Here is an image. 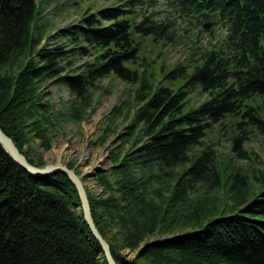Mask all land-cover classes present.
Here are the masks:
<instances>
[{
    "label": "trees",
    "instance_id": "1",
    "mask_svg": "<svg viewBox=\"0 0 264 264\" xmlns=\"http://www.w3.org/2000/svg\"><path fill=\"white\" fill-rule=\"evenodd\" d=\"M155 2L118 0L88 12L49 34L60 39L51 45L33 27L37 0H0V127L31 163L44 166L41 155L33 158L34 144L49 150L62 120H83L99 81L114 75L133 84L135 108L124 113L125 104H116L109 114L125 117L127 126L110 170L97 172L102 191L87 190L116 262L264 264V189L249 199L252 179L264 187L262 170L233 174L229 214L190 200L198 184H221L216 148L197 150L215 124H236L232 148L239 156L247 154L251 133L264 140V0H171L183 19L199 26L213 20L217 27L208 33L219 27L226 34L219 46L191 50L173 67L163 64L160 81L142 46L147 38L162 46L175 41L176 20L157 19L148 10ZM88 54L94 60L76 67V57ZM49 83L68 87L71 109L54 108ZM201 94L206 98L186 110ZM67 166L80 174L72 162ZM167 178L176 180L166 188L169 196ZM80 206L67 174L33 175L0 143V264H107ZM190 226L195 229L146 241ZM124 249L136 251L135 258Z\"/></svg>",
    "mask_w": 264,
    "mask_h": 264
},
{
    "label": "rangeland",
    "instance_id": "2",
    "mask_svg": "<svg viewBox=\"0 0 264 264\" xmlns=\"http://www.w3.org/2000/svg\"><path fill=\"white\" fill-rule=\"evenodd\" d=\"M37 1L38 11L33 22V27H35V30L38 27V30L42 33L44 37L43 43L48 41L51 45H55L60 43V39L57 37L48 39L49 34H54L60 28L77 22L88 12L96 13L103 7L115 5L118 0ZM152 9L156 10L153 13H155L157 19L165 20L172 18L176 20L174 24V27H176L175 41L168 44L165 43L162 46V42L154 44L147 38L144 40L142 46V53L147 58L152 59V66L155 68L153 70L158 72L156 73L157 81H160L162 78L159 72L163 64L167 67H173L176 63L185 59L187 60L192 51H195V46H202L204 49L206 46L213 44H218L219 46L224 41L225 29L222 30L218 27L214 35L207 34L205 30H202L201 25L197 24V21H185L183 18L178 17L175 14L176 11L167 5L166 0H158L156 5L148 8V10ZM186 28L187 30H185ZM94 57L91 54L79 55L75 59V66L81 68L86 62L93 61ZM135 88L136 86L133 84L125 82L114 75L107 76L99 81L98 85L92 90V104L87 109L84 119L79 122L71 119L62 120L56 131V135L53 137L51 149H44L40 142L36 141L33 158L36 160L38 158L37 154H39L44 158L46 164L62 163L67 165V163L72 162L80 172L79 175L86 189L92 194H100L102 187L98 184L97 172L99 169L110 170L112 165L111 155L113 152H116L117 146L121 143L118 137L119 133H122L127 126L125 117L121 116L110 120L109 114L116 104H125L124 113L129 112L130 109H134L136 106L133 100ZM48 90L50 91L48 99L56 110H68L72 108L75 96L71 94L68 87L49 83ZM205 98V94L193 96L185 109L188 110L189 108L196 107ZM227 124L229 125L215 124L208 131L204 139V145L197 148L200 151V148H203L206 144H212L218 151L219 166L221 167L220 186L210 188L209 184H198L196 189L190 193L192 206L207 202L206 206L214 210V206L217 205V209H220L218 215L230 213L229 209L224 208L232 205L229 188L234 180L233 174L237 171H243L253 176L254 174L259 175V170L264 172V140L262 136L257 133H251L249 140L244 145V149L249 156L247 154L239 156L232 148L234 130L238 128L231 121ZM127 148L128 144L125 145V149ZM175 181V179L167 178L163 182V190L167 196H169L170 192L166 188L171 187ZM250 185L249 199H252L259 191L264 189L259 181L255 179L251 180ZM194 229L190 226L177 229L172 234L156 232L146 238V241L162 239L163 237ZM122 253L128 259L135 258L136 256V251L132 252L129 249H124Z\"/></svg>",
    "mask_w": 264,
    "mask_h": 264
},
{
    "label": "water",
    "instance_id": "3",
    "mask_svg": "<svg viewBox=\"0 0 264 264\" xmlns=\"http://www.w3.org/2000/svg\"><path fill=\"white\" fill-rule=\"evenodd\" d=\"M212 25V22H208L205 24L206 28H210ZM231 44L236 48L237 42L233 41ZM238 71V70H237ZM0 143L3 146V148L6 150V152L23 168H25L29 173L33 175H52L53 173H56L57 171H62L65 174L68 175L69 179L73 182L75 185L79 199H80V209L83 214V218L88 224L91 232L93 233L94 237L99 242L105 259L107 261V264H118L111 252V247L109 242L103 237V235L100 233L95 220L92 216L91 207H90V201L88 197L87 189L83 183V180L79 174L75 172L74 169L69 168L66 164L62 163H56V164H45L44 166H37L33 163H31L28 158L19 150V148L16 146L14 140L8 136L0 127Z\"/></svg>",
    "mask_w": 264,
    "mask_h": 264
}]
</instances>
